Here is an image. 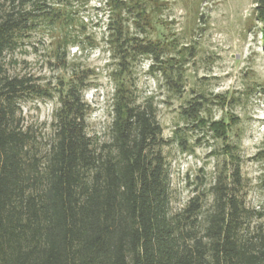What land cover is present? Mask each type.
Returning <instances> with one entry per match:
<instances>
[{
  "label": "trees",
  "instance_id": "1",
  "mask_svg": "<svg viewBox=\"0 0 264 264\" xmlns=\"http://www.w3.org/2000/svg\"><path fill=\"white\" fill-rule=\"evenodd\" d=\"M254 2L264 40V0ZM164 4L103 1L110 13L104 42L116 65L107 141L86 133L89 106L82 92L87 84L75 74L59 82L52 139L39 155L31 132L21 125L19 101L54 94L29 75L10 74L0 62V264H264V232L250 234L248 210L237 193L239 157L227 142L232 124L204 117L202 94L204 101L187 100L180 116L186 126L208 129L223 141L230 169L219 170L205 218L199 194L177 212L169 210L162 152L169 140L151 99L138 104L127 81L134 66L147 60L148 71L162 75L168 90L183 91V67L194 48L148 32ZM71 5L70 0H0V57L41 27L54 33L53 53L62 66L69 47H94ZM130 25L142 30L130 32ZM178 132L174 137L185 148Z\"/></svg>",
  "mask_w": 264,
  "mask_h": 264
},
{
  "label": "rangeland",
  "instance_id": "2",
  "mask_svg": "<svg viewBox=\"0 0 264 264\" xmlns=\"http://www.w3.org/2000/svg\"><path fill=\"white\" fill-rule=\"evenodd\" d=\"M76 19L84 24V35L92 36L94 47L68 48L67 63L55 59L54 42L46 28L33 30L13 51L0 57L10 74H26L45 85L53 97L25 96L19 101L21 125L31 132L34 150L44 154L52 139L53 113L59 82L81 74L87 84L83 99L88 104L85 130L97 142L107 141L111 97L115 87L114 60L105 44L109 11L105 0H70ZM158 24L148 30L151 38L171 45L192 46L194 55L183 67V91L174 95L162 75L148 71V61L138 62L128 77L136 102L151 99L162 127V146L169 173V210L177 212L189 197L199 194L205 218L213 206L217 174L229 156L223 141L208 129L192 128L180 116L192 98L204 101L201 114L209 119L231 122L228 140L239 157L241 185L238 194L248 210L250 234L264 232V40L254 0H162ZM100 9L98 8L100 5ZM103 7V8H102ZM142 29L130 25V32ZM91 40V39H90ZM175 54V51L171 52ZM130 78V79H129ZM222 96V98H221ZM185 148L174 137L178 130ZM173 139V140H172Z\"/></svg>",
  "mask_w": 264,
  "mask_h": 264
}]
</instances>
